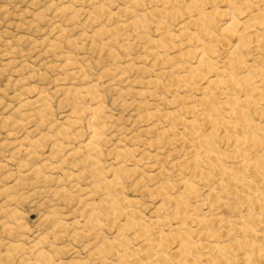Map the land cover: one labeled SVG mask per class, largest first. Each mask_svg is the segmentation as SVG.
<instances>
[{
	"label": "rangeland",
	"instance_id": "rangeland-1",
	"mask_svg": "<svg viewBox=\"0 0 264 264\" xmlns=\"http://www.w3.org/2000/svg\"><path fill=\"white\" fill-rule=\"evenodd\" d=\"M138 1L0 0V264L33 263L34 245L40 239L43 242L36 248L48 256L45 264H120L113 257L105 260L103 253L93 255V251L116 233L126 240V246L115 249L118 251L135 250L141 238L137 228L119 230L112 217L97 213L99 204L108 205L111 200L105 197L103 201V188L95 191L100 171L109 178L110 169L118 165L124 168L115 193L134 199L136 210L146 222L157 215L160 197L155 186H176L189 176L185 160L195 145L194 131L185 133L184 125H177L175 136H181L162 132L170 123L165 113H174L181 102L194 108L199 96L197 89L168 81L170 75L177 74L174 66L180 61L175 55L177 49H182L178 40L183 39L177 30L190 14L176 2L168 6ZM65 5L78 10V14L62 9ZM94 6H102V10H94ZM127 6L129 13L124 12ZM152 9H157L156 18L149 14ZM142 15H146L144 21L152 17L146 20V27L133 28L131 20ZM157 21L166 25L158 26ZM163 30L178 38L175 44L167 41L168 49L153 57L148 54L145 40H157ZM137 31L145 38L139 39ZM226 53L220 51V62ZM243 54L251 63V52ZM89 86L96 100H75L67 95L69 89ZM33 100L38 103H22ZM87 104L102 106L98 168L82 160L87 150H80L78 156L71 154L88 139V118L74 113ZM76 116L80 117L77 126L68 127L66 120ZM186 117L193 118V113ZM254 117L259 119L258 115ZM61 125L65 136L56 133ZM198 131L204 130L200 127ZM218 136H223L221 131ZM218 140L219 147L227 148L224 140ZM29 141L36 144L29 146ZM117 148L126 149L128 154L116 158L113 151ZM35 169L43 175L32 174ZM191 180L199 192L190 199L191 205L198 207L199 215L205 214L209 187L218 177L210 183L202 182L200 177ZM174 188L165 193L175 194ZM87 201H91L89 215L85 210ZM172 206L166 204L162 212L170 218L169 222L166 219L169 224L176 221ZM11 211L17 212L22 229L6 228L13 227L15 218L8 214ZM89 217H93L91 229L87 225ZM56 222L66 226L59 227ZM219 227L213 229L219 231ZM155 231L151 229L148 234L154 236ZM14 244H20L22 250H12ZM182 259H178L182 264H190Z\"/></svg>",
	"mask_w": 264,
	"mask_h": 264
},
{
	"label": "bare ground",
	"instance_id": "bare-ground-1",
	"mask_svg": "<svg viewBox=\"0 0 264 264\" xmlns=\"http://www.w3.org/2000/svg\"><path fill=\"white\" fill-rule=\"evenodd\" d=\"M129 1L137 4L139 2ZM149 1L168 6L176 2L181 6V10L183 8L188 11H185L186 14H190L189 20L181 23L177 30L178 36L183 39L178 40L182 49H177L175 55L180 61L174 66L177 74L170 75L168 81L186 89H197L199 96L194 108L181 102L174 113H165L164 117L169 119L170 123L162 132V135L171 132L175 136L178 133L177 125H184L183 132L194 131L195 145L185 153L190 177H183L184 180L176 186L171 187L169 183L155 186V191L160 197L155 209L157 215L146 222L136 210L134 199H128L119 192L115 193L120 184L119 175L124 168L118 165L115 169H110L109 178L101 175L103 171H100L94 184L95 191L103 188V201L107 199L105 197L111 200L108 205L99 204L97 213L112 217L119 230L127 227L137 228L141 239L138 240L135 250L118 251L115 249L119 245L126 246V240L116 233L110 240L102 241L93 251V255L99 256L103 253L105 260L108 256L113 257L120 264L129 261L132 264H140L141 260L145 261L144 264H182L181 260H178L182 257H185L182 260H187L190 264H264V120H260V116L264 115V0ZM128 7L130 6L124 8V12H130ZM62 9L73 10L74 15L79 12L66 5ZM94 10H102V6H94ZM156 12L157 9H152L149 14L153 16ZM145 16H137L129 24L135 29L141 26L143 28L144 25L146 27V20L152 16L144 21ZM156 24L166 25L158 21ZM163 31L157 40L146 37L148 54L153 57H158L160 50L168 49L167 41L175 44L178 38L170 31ZM137 36L141 40L145 38L143 33L138 31ZM224 50L227 53L220 62L219 53ZM247 50L253 56L251 63L243 54ZM66 62H69V58ZM153 62L157 63L156 60ZM138 70L141 71L142 68L140 70L138 67ZM69 94L75 100L97 98L91 86L69 89L67 95ZM37 101L22 103L29 105ZM101 112L100 104H87L74 110L80 117L88 118V139L84 143L81 142L79 148L71 154L77 155L80 150H87V155L82 160L96 168L100 167L98 140L103 135L99 116ZM191 112L193 118L189 119L190 117L186 116ZM256 115L259 116L258 120L254 117ZM79 116L68 118L66 125L76 127ZM200 127L204 131L197 133ZM218 131H221L222 137L218 136ZM56 133L67 135L62 125ZM218 138L225 141L224 146L227 148L218 146ZM28 144L34 146L36 142L29 141ZM113 152L116 158L128 154L123 148H117ZM32 174L43 175L40 169L33 170ZM216 176L218 181L215 185L211 183L207 194L208 210L199 215L198 207L192 206L190 202V199H194L199 193L195 181L191 178L200 177L202 182L205 180L210 183ZM205 183L207 185V182ZM174 187L177 188L175 194L165 193ZM90 203L91 201L85 202L86 215L92 212L88 209ZM166 204H172L175 208L172 215L176 221L173 224L166 223L168 218L162 214L167 209ZM8 214L15 219L11 224L13 227L6 228L22 229L23 226L16 218L17 212L11 211ZM235 218L238 221L233 220ZM92 221L93 217H89L87 225ZM56 225L66 226L61 222H56ZM89 225V229L94 227L93 224ZM216 225L220 226L219 231L213 229ZM165 226L168 228L162 229ZM151 229H157L154 236L148 234ZM42 242L40 239L34 245L35 261L27 264L47 262L48 256L46 257L41 248H36ZM11 248L14 251L22 250L20 244L11 245Z\"/></svg>",
	"mask_w": 264,
	"mask_h": 264
}]
</instances>
